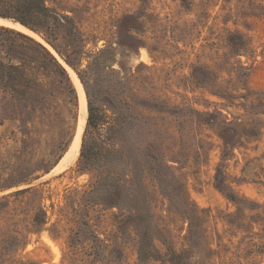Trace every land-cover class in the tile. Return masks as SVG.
Instances as JSON below:
<instances>
[{"label": "rangeland", "instance_id": "rangeland-1", "mask_svg": "<svg viewBox=\"0 0 264 264\" xmlns=\"http://www.w3.org/2000/svg\"><path fill=\"white\" fill-rule=\"evenodd\" d=\"M49 5L77 26L73 45L80 51L82 80L45 40L46 28L38 32L21 23L31 35L0 26L46 45L67 68L79 103L66 107L47 97L32 109L0 89V264H264V0H55ZM12 40L0 30L5 64ZM64 41L55 42L65 48ZM76 77L88 107L81 148L55 171L81 119ZM89 105L96 115L125 109V149L145 154L169 175L161 188L150 165L138 171L152 215L145 211L142 222L123 193L114 206L87 193L98 178L93 168L80 170L83 143L92 150L97 146ZM227 126L234 132L225 143ZM64 130L71 137L58 159ZM24 133L31 135L26 142ZM118 164L113 160L109 167ZM181 189L203 211L192 244L180 204L166 196ZM41 207L47 223L40 231L28 230L35 217L42 218ZM143 225L154 232L162 256L140 258ZM14 235L25 244L8 251Z\"/></svg>", "mask_w": 264, "mask_h": 264}, {"label": "trees", "instance_id": "trees-1", "mask_svg": "<svg viewBox=\"0 0 264 264\" xmlns=\"http://www.w3.org/2000/svg\"><path fill=\"white\" fill-rule=\"evenodd\" d=\"M50 1L55 0H0V17L14 19L38 32L41 27L46 28L49 36L43 35L45 40L82 80L78 66L81 58L76 62V54H80V51L73 45L75 32H78L77 26L71 17L49 5ZM0 30L13 36L12 44L6 50L5 58L9 60L8 63H3L0 57V89L9 92L13 99L22 102L24 106L35 102L42 104L47 97H52L56 101L61 100L66 107L78 106L79 97L67 68L46 45L23 32L8 27L0 26ZM58 39L65 40V48L56 44L55 41ZM32 109H35L34 104ZM127 116L125 109L113 111L112 114H108L105 109L96 115L92 106L89 105L88 123L96 129L98 134L97 146L92 150L86 147L85 142L83 143L80 170L93 168L97 172L98 178L92 189L87 192L88 194H97L100 196L101 203L114 206V202L123 193L124 200L133 207L132 214L136 217L139 215V220L142 222L145 213L147 211L150 213V203L142 191L141 183L139 184L136 178L138 171H144L146 166L150 165V169L156 172L155 178L161 188L165 187L162 182H165L169 175L163 174L160 167L151 163L145 154L140 157L137 156L135 149L134 153L125 149L126 125L129 122ZM231 131L234 132L229 126L223 130L222 137L225 143L230 140ZM24 135L28 137L23 139V142L31 138L30 133H24ZM70 137L71 133L64 130L57 145L59 151L55 154L58 159L62 158L67 149ZM115 155L118 156L115 157ZM151 159L157 160L153 156ZM113 160H119V164L111 169L109 166ZM160 163L162 164L163 161ZM218 182L224 184V179L219 178ZM26 191L28 192L29 189ZM166 196L172 203L180 204L179 208H182L189 222V238L192 244V239L199 231L203 211L189 201L187 193L182 189L173 197L171 194ZM229 197L233 201L236 200L234 195ZM108 200L115 201L109 203ZM40 210L42 218L35 217L31 222L32 227L28 230L40 231L41 227L47 223V211L43 207ZM150 216H152L151 213ZM152 226L155 227V224L153 223ZM78 233L80 232H76V235ZM12 237L15 243L6 246V250L18 249L25 244V242L21 243L22 239L18 236ZM139 237L141 259L162 256L154 242V232L148 226L143 225ZM71 245H74V242L71 241Z\"/></svg>", "mask_w": 264, "mask_h": 264}, {"label": "bare ground", "instance_id": "bare-ground-1", "mask_svg": "<svg viewBox=\"0 0 264 264\" xmlns=\"http://www.w3.org/2000/svg\"><path fill=\"white\" fill-rule=\"evenodd\" d=\"M0 25L10 26V27L19 29L21 31H24L28 34L35 35L33 32H31L30 29H28L21 23L13 22L7 18L0 17ZM63 63L70 69V72L72 71L74 75H76V73L70 66H68L64 61ZM76 79L78 81V86L80 90V91L78 90V92L81 93V119L78 123L77 131L73 139V142L71 144V147L69 151L65 154V156L61 159L60 163L55 167L54 169L55 171L64 169V167L70 164V162H72L73 159L77 157V155L79 154L80 148H81L82 133H83V130L85 129L84 127L87 121L88 107H87V99H86V95H85V91L83 89L82 83L77 77Z\"/></svg>", "mask_w": 264, "mask_h": 264}, {"label": "water", "instance_id": "water-1", "mask_svg": "<svg viewBox=\"0 0 264 264\" xmlns=\"http://www.w3.org/2000/svg\"><path fill=\"white\" fill-rule=\"evenodd\" d=\"M4 18V17H3ZM8 19V18H7ZM56 51V50H55ZM29 186H27V187H23V188H28ZM20 189H22V188H20Z\"/></svg>", "mask_w": 264, "mask_h": 264}]
</instances>
